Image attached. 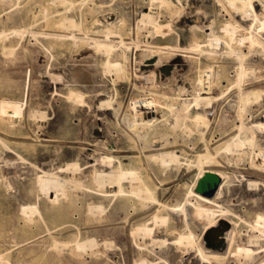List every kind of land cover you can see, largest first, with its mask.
I'll return each mask as SVG.
<instances>
[{
    "label": "rangeland",
    "instance_id": "374dc122",
    "mask_svg": "<svg viewBox=\"0 0 264 264\" xmlns=\"http://www.w3.org/2000/svg\"><path fill=\"white\" fill-rule=\"evenodd\" d=\"M157 1L63 0L60 3V0H0V255L7 257L6 260L0 259V264H132L134 256L144 250L151 251L157 264L196 263L195 250L177 249L174 244L171 245L170 239L167 241L170 243L163 247L154 246L155 251L147 250L141 244L143 239L132 236V223L128 221L126 211L123 210L119 218L115 216L113 206L116 198L99 194L98 187L91 182L93 169L108 168L102 156L105 153L112 155L110 151L107 152L109 146L115 150V155L126 158L123 161L134 159L139 164L140 150L136 144L140 142L139 137L145 138L146 146L141 154L143 169L151 182L156 183L153 186L161 200L170 205L177 200L185 201L196 168L190 169L183 159L180 163L164 162L150 154L183 148L187 155L194 156L205 144V139L217 146L222 142L218 141L219 134L228 133L233 122H240L238 108L230 105V101L238 98L236 88L223 93L214 87L212 93H202V96L214 97L209 105L192 101L194 104L191 102L189 111L206 110L211 119L204 139L197 132L191 116L183 117L175 128L170 127L172 124L169 120L176 114L169 108L170 102L175 99L181 103L183 99L193 97V82L201 70L199 66L204 63L202 50L199 47L190 48L198 39L202 41L201 48H204L205 35L210 29H191V25L195 20L202 24L206 20L204 18L210 16L215 21L214 28L218 30L217 27L230 16V10L244 25L254 20L242 17L241 21L242 14L231 9L224 0H219L221 4L217 0H174L182 8L175 14L165 11ZM255 8L261 12L259 1H255ZM149 9L164 26L157 29L151 23V14L142 15ZM66 17H73L81 26L61 25L60 22ZM113 17L118 20L119 31L128 43L126 46L120 42V33L114 31L111 34V38L117 42L116 47H126L127 59L117 51L111 55V59L118 58L125 63V69L121 72L113 68L116 72L112 69L109 72L105 64L108 54L97 52L95 42H91L94 41L91 40L93 37L105 38L103 27ZM260 17L257 19L260 23L256 24L255 20L254 28L264 38V25L260 26L264 20ZM170 33L178 35L179 45L186 50L164 46ZM74 34L80 40L75 41ZM81 36L84 37L81 39ZM125 47L122 46L120 50ZM221 48L227 50L224 44ZM181 54H185V58ZM256 54L253 58L263 65L254 74H248L246 79L252 81L256 88L264 89V55ZM80 72L86 73L88 78ZM88 89L90 92H87ZM74 90L77 93L83 91L82 100L76 99L74 102L75 97L70 95ZM221 94L225 96L220 97ZM111 97L113 104L108 105ZM10 100L20 101L23 107L22 118L13 124L7 116L2 115L3 106ZM251 104L255 116L250 115L249 119L264 121V100L259 99ZM128 109L153 122L150 126L133 128L127 116ZM221 115L226 116L223 118L225 121ZM261 129L257 127L256 135L264 149V129ZM226 159L223 160L225 165L230 168L236 166L233 157L232 161ZM74 161L81 165L77 178H74L81 181L83 186L69 187L68 197L52 203L39 188L37 174L50 170L71 179L73 171L64 168ZM233 187L231 204L246 219L239 220L232 215L241 227L238 244L254 245L253 248L260 251L264 248V238H260L262 241H252L254 244L249 242L252 235L260 234L257 229L253 230L249 221L256 210L264 211V189L258 190L263 192L256 199L257 195H253L255 190L246 191L236 184ZM50 195L55 196L53 192ZM191 201H194V197ZM98 204L104 205L101 214L100 210L94 208ZM26 205H39L40 212L35 213L33 220L23 212ZM189 207L193 205L189 203ZM203 224L201 221L192 227L197 233L198 242L203 241ZM94 238L97 242L103 241L98 243V249H103L98 257L92 255L89 248L84 249L86 251L74 248L76 240ZM254 255H235L229 257L226 264H261L264 251Z\"/></svg>",
    "mask_w": 264,
    "mask_h": 264
},
{
    "label": "bare ground",
    "instance_id": "6f19581e",
    "mask_svg": "<svg viewBox=\"0 0 264 264\" xmlns=\"http://www.w3.org/2000/svg\"><path fill=\"white\" fill-rule=\"evenodd\" d=\"M61 1L63 0H60V3ZM158 1L160 2V6L165 8V11H169L171 14L179 13V10L180 9L182 10L181 6L177 4L174 0H158ZM217 1L219 2V0ZM220 1H223V0H220ZM255 1H259V4H261V12H259V10L255 8ZM223 2L226 5H229L231 9L238 11L237 13L240 12L242 14V15L240 14L241 21H242V17L244 19L247 17L248 18L251 17V19L253 18L254 21L247 25L242 24L243 22L240 23L238 18L237 19L235 18L234 16L235 13L233 14L232 10L228 9L227 7V9L230 10V16L227 18V20H225L222 24H220V26L217 27L218 30L214 28L215 21L213 18H210V16L207 18H204L206 20H204L202 24H199L198 22H196V20L193 22L192 25L190 23L192 27L191 29L197 28V27L201 28L202 30L204 29L208 30V28L210 29L208 30L209 31L208 33H206L207 30L205 32L206 39L204 41L206 42V45L204 48H201L202 46L200 43L202 41L199 39L197 41H194L195 43L194 42L193 44L191 43L192 45L190 48V49H193L194 47H199L200 50H202V53H203L202 55H204V63L203 65L199 66L201 70L199 71L196 79H194V82H193L194 83L193 97H191L190 99L185 98L183 99V102L181 103H178L175 99H173V101L171 100L172 102H170L169 108L171 107V111L172 110L176 111V114L175 115L173 114L174 116H172L171 114L170 116H172V119H170L169 121L172 124L170 127L175 128L178 124H180L183 117L185 119V117L191 116L192 117L191 119L195 122L194 124H196L197 128L196 127L195 128L197 129V132L199 131L200 137L204 139L206 135V131L210 125L211 119H209L206 110L200 111L199 109V111L189 113L191 109L190 108L191 102L194 101V103L196 104L201 103V105L203 102L205 105H209V103L212 101L214 97L213 96H208V97L202 96V93L209 94L211 91L214 90V87H218L219 89L223 91V93L227 92L229 89L236 88L238 98H236V100L234 101H230V105L233 107L236 106L238 108V114H239L238 116L240 118V122L239 123L233 122L231 130L228 133L219 134L220 137L218 141H222V142L218 144L217 146H213L212 142L209 143L205 139V144L203 145L201 149L197 151V154L194 156L191 155L190 157L189 155H187V152L183 148L182 149L180 148V150L174 149V150H171L170 152H165V153L152 152L150 154V156H152L154 159H163L164 162L175 161L177 163H180L181 160L183 159V161L187 163L190 169L192 167L196 168L197 171L194 175L192 184L189 186V190L187 194H185L186 195L185 201L177 200L176 202L172 203V205H170L169 203H165L161 200V197L158 194V190L156 189V187L153 186V184H156V183H154L153 181L151 182L150 178H148L145 170L143 169L144 159H143V156H141V154H143L144 152L146 142H145V138H142V137H139L140 142L136 144V146L140 150L139 156H138L139 164L134 162V159L132 160L127 159L126 161H123L122 159H124L125 157L121 158L120 156L115 155L114 153L115 150L112 149V146H109V147L107 146L108 147L107 152L110 151L109 153H112V155L108 156V155H105L107 154L105 153L104 156H102V159L106 163L108 168L106 169L102 167L94 168L93 176L91 179L92 180L91 182L95 183L96 186L98 187L97 189L99 190L100 195H103L105 197L112 196L116 198V203L113 206L115 210V216L119 218L123 210L126 211V217L127 219H129L128 221L132 223L131 228H130L132 230V236L136 237L137 239L138 238L143 239L144 241L141 244L145 248H147V250H150V249L154 250L153 248L154 246L163 247L170 243V242L167 243V241H169L168 239H170L171 245L174 244L177 249H182L186 251L195 250L197 252L196 261H195L196 263L194 264H226L229 257L232 258L235 255L236 257L240 255H243L246 257H253L254 254L258 252L260 254L261 251H264V248H261L260 251L257 250L258 248L257 249H255V247L253 248L254 245L252 246L250 245V247H248V246H243L244 244L243 245L238 244L239 242L237 241V237L242 235L241 227L239 226L238 220H236L233 216H236L239 220L245 221L246 219L240 213L241 211L239 212L238 209L233 207L234 204H231V200H232L231 195H232V191L234 188L233 185L235 184L246 191L255 190L253 195H257L256 199L257 198L259 199V197L261 196L260 194H262L263 192L262 191L260 193L258 190L261 191L264 189V149L261 147L259 138L256 135L257 127L260 129L261 128L264 129V121L254 120V118H252V120H250L251 118L249 119L250 115L253 116L255 114V112L253 111V108H251V105H252L251 103L253 102L255 103L259 99L264 100V89H260L258 87L256 88V86L253 84L252 81H249V80L247 81L246 79L248 74L250 73L254 74L255 71L258 69H261L259 67H262L263 65L257 62L253 58V56L257 55L256 53H258V55L259 53L261 55L262 54L264 55L263 34L254 28L255 20L257 19L259 20L260 16L264 20V0H224ZM151 6H152V3H151ZM148 14H151L153 16L151 23L154 24L155 28L159 29L160 27L164 26L157 20L155 14L151 11V9H149L148 11L145 10V12L142 13L143 16H147ZM196 15H199V13ZM258 20L256 24L260 23ZM62 22H60L61 25L65 23V25L68 24V26L70 27L72 25H75V26L80 25V24H77L76 20L73 17H66L65 20H63ZM199 22L201 23V21ZM106 23L107 24H105V26L103 27L105 38L93 37V39L91 38V40H94V41H91V42H95L94 46L97 52L102 51L108 54V58L106 59V62H105L106 68L108 69V71L112 72L111 69L113 68L116 71L121 72L125 69V63L119 60L118 58L115 60L111 59V55L113 51H117L120 55L121 54L124 55L125 59H127V51L125 50L126 49L125 45L127 46L128 43L124 40V37L122 36L123 33L119 31V24H118L117 19H114L113 17L112 20H109ZM262 25H264L263 21L260 24V26ZM114 31L117 33H120L121 35L120 42L122 44H125V45H122L125 47L124 50H120L122 46L116 47L117 42L111 38V34ZM72 33H73V30L71 31V34ZM160 33L164 34L163 32H160ZM167 35L168 37L165 40L167 43L164 46H166L167 48H171V49H181L183 51L184 49L186 50L185 47H181L179 45L177 34L175 35L174 33H170V35L169 34ZM83 37L84 36H81V39ZM73 39L75 41H77L78 39L80 40V38L76 34H74ZM222 44H224L225 48L227 49L226 51L222 50L221 48ZM115 54L116 53H114L113 55ZM261 55H260V58H262ZM182 56H183L182 58H185V54H183ZM80 73L85 78H88V75L86 73L84 72H80ZM253 78H255V76ZM254 82H257V81H254ZM90 90H92V88H90ZM90 90L87 92H90ZM180 90L183 91V88H181ZM184 90H185V87H184ZM81 92L82 93L75 92V94L70 93V95H73L75 97L74 102L76 101V99L77 100L83 99V91ZM219 92L221 93V91ZM219 96L224 97L225 95L221 94ZM69 99H70V96H69ZM107 103L108 105L113 104V97H111ZM104 104H106V102ZM175 104L177 106H174ZM1 105H4V104H1ZM22 109L23 107L21 106L20 101L18 102V101L10 100L3 106L4 113L2 112L3 113L2 115L7 116L9 120L12 121V124H13L15 123V121L20 120L22 118V112H23ZM128 111L129 113H127L128 114L127 116L132 121L133 128L138 129L141 126H144V127L150 126L151 123L153 122L152 119L151 120L143 119L135 110L128 109ZM262 112L264 113V110ZM32 115H35V113ZM223 118L225 119L226 116L221 115V119ZM105 143L106 142H104V145ZM150 156H147V157H150ZM232 157L234 158V161H236L237 163L236 166H234V168L228 167V165H225L223 161L225 158H227L226 160H229V159L231 160ZM80 167H81L80 163L76 161L67 163V166L64 169L73 171V177L71 179L64 178L57 172H52L50 170H43L42 174H37L38 186L41 190H43L48 195V199L52 203H57L61 201L62 198L68 197L69 187L75 188L76 186L78 187V185L79 187L83 186L81 181H77L74 178L78 175L77 172L80 170ZM208 172L210 173L213 172L217 174L219 178L217 186H216L217 188L215 192L212 193V195L203 194L197 189V184L199 180ZM72 184H73V187H72ZM50 192H53L55 196L53 197L52 195H50ZM258 195L260 196L258 197ZM192 197H194V201H191ZM189 203L193 205L192 208L189 207ZM260 204H262L261 201H260ZM38 206L37 205L23 206V212L26 214L28 218H31L33 220V218H35L34 217L35 213L40 212ZM94 208L96 210H100V214H101V211L103 212L104 205L98 204V205H95ZM201 221L204 222L203 224L204 230L202 233L203 241L198 242V239L196 237L197 233H195L194 228L192 227H193V224L201 222ZM249 222L251 226H253L252 227L253 230L255 228L260 232V234L258 235L256 234L252 235V237H250L249 242L250 243L252 241L258 242L260 238L262 237L264 238V211L260 209L256 210L254 212V216L252 220H250ZM212 228H213L212 233H211L212 245L208 246L207 240H206V234ZM119 230L120 229H118V231ZM257 230L256 232L258 233ZM97 241L98 240H96L95 238L94 240L88 239V241L76 240L74 248H76L77 250L79 249L84 250V249L89 248L90 250H92V255L94 256L96 255L98 257L99 255H101L100 250L101 251L103 250L100 248L98 249L99 247L98 243L101 244L103 241L102 240H101L102 242L100 241L97 242ZM260 241H262V239ZM253 242L251 244H254ZM225 245H227L226 248L224 247ZM106 246L107 245H105V247ZM136 246L138 247V245ZM134 254L135 253H133V255ZM130 257L132 258V256ZM6 258L7 257L5 254L0 255V259L6 260ZM154 259L155 258H153L151 255V251H146V250L139 251L138 254L134 256V260H132L133 262L132 264H157L154 262ZM260 263L264 264L263 255L261 257Z\"/></svg>",
    "mask_w": 264,
    "mask_h": 264
},
{
    "label": "water",
    "instance_id": "95a60500",
    "mask_svg": "<svg viewBox=\"0 0 264 264\" xmlns=\"http://www.w3.org/2000/svg\"><path fill=\"white\" fill-rule=\"evenodd\" d=\"M218 175L213 173V172H208L206 173L198 182L197 184V189L202 192L203 194L206 195H212V193L215 192L216 186L218 183ZM212 229H210L207 234H206V240H207V245L211 246L212 245V239H211V233Z\"/></svg>",
    "mask_w": 264,
    "mask_h": 264
}]
</instances>
